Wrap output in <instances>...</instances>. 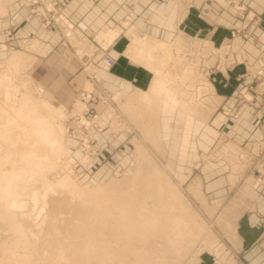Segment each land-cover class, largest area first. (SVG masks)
<instances>
[{"label":"rangeland","instance_id":"1","mask_svg":"<svg viewBox=\"0 0 264 264\" xmlns=\"http://www.w3.org/2000/svg\"><path fill=\"white\" fill-rule=\"evenodd\" d=\"M72 2L31 0L28 12H8L9 2L0 0V165L17 168L14 178L24 180L21 162L13 166L16 145L5 138L4 127L17 140L29 139L45 158L35 170L28 167L37 173L28 174L33 187L15 198L10 211L0 209V264H105L108 253L115 264H241L235 221L264 203V0H74L86 12L71 8ZM186 21L192 33L180 29ZM120 33L129 42L127 53L150 68L153 79L155 73L169 76L176 101L171 107L212 123L211 145L197 142L189 154L167 153L159 117L168 103L151 89L153 79L147 90L122 91L96 77L107 68L97 65L105 54L113 65L120 60V46H107ZM140 51H151V64L137 57ZM16 53L22 62L14 68L9 61ZM142 94L146 99L139 104ZM26 100L53 117L47 121L35 112L25 119L17 109ZM44 131L57 138V152L47 148ZM146 171L161 172L182 198L184 212L156 205L148 191L135 196ZM60 179L70 181V188ZM93 195L181 220L177 233L165 248L154 234L157 223L143 258L123 255L107 233L105 249L98 251L95 234L103 238L107 227L95 229Z\"/></svg>","mask_w":264,"mask_h":264},{"label":"bare ground","instance_id":"2","mask_svg":"<svg viewBox=\"0 0 264 264\" xmlns=\"http://www.w3.org/2000/svg\"><path fill=\"white\" fill-rule=\"evenodd\" d=\"M113 31V30H112ZM117 34V33H116ZM116 34L112 35L111 39L109 40L108 43L112 42V39L116 36ZM139 42V40L137 41ZM143 42V41H142ZM144 44V42H143ZM108 45V44H107ZM139 45V44H138ZM145 45V44H144ZM158 47L162 48L163 50L166 49V46L167 45L165 42H161V41H158L157 44H156ZM140 46V45H139ZM133 47V46H132ZM138 50V48H137ZM139 50H140V47H139ZM143 50V49H142ZM135 53V52H134ZM137 53V52H136ZM143 53V52H142ZM141 53L140 51V54L137 56V57H146L145 58V62L147 61L148 64H151V51H146V56H145V53L144 55ZM143 55V56H142ZM136 57V56H135ZM136 57V58H137ZM143 59V58H142ZM142 61V60H141ZM10 65H13L15 66L14 68H16L17 65H20V63L22 62V58L20 57V55H18V53L16 54H13V56L11 57L10 59ZM168 75L164 76V75H161L160 73H155V77L153 79V84H152V88L151 89H155L157 90L160 94H162V97L163 99H165V101L168 103L169 106H173V102H174V99L172 97V88L168 85V83H166L167 79H168ZM174 96V95H173ZM136 97V96H135ZM135 97H129V103H135ZM146 99V95L145 94H142L141 96L137 97V101L139 104H142L143 103V100ZM136 101V102H137ZM176 103V101L174 102ZM31 101L30 103L25 102V104L23 106H21L20 108L17 109V112L21 115H23L22 117H24L25 119H28L30 118L33 113H37L39 115H37L38 118H42L44 116V119H46L47 121L49 120L50 121V116H52V114L48 112L49 111H44V112H47V117H45V114H43L42 112L43 111H40V112H37L36 110L37 109H40L37 107V105H31ZM138 104V105H139ZM135 105H137V103H135ZM39 106V105H38ZM133 108L132 109H135L134 105H132ZM130 107V105H129ZM129 108V109H131ZM52 109V108H51ZM131 109V110H132ZM5 110V109H4ZM42 110V109H41ZM58 110V109H57ZM52 111V110H51ZM50 111V112H51ZM7 112V111H5ZM9 112V111H8ZM35 113V114H36ZM57 115H58V112H56ZM10 113H8L9 115ZM53 117V116H52ZM55 117V116H54ZM59 117V116H58ZM54 120V118H52ZM58 119V118H57ZM55 119V120H57ZM12 120L13 118L12 117H8V119L5 118V121L6 123L10 124L12 123ZM52 121V120H51ZM51 123V122H50ZM7 125V124H6ZM5 125V126H6ZM7 127V126H6ZM10 127V126H9ZM8 128V127H7ZM5 130V127H4V131L6 132L5 134V138L9 140V142H11V144H14V147H15V151L14 152V160H13V166L19 162H21V165L19 166V169L21 170L22 174H23V177L20 182L17 181L15 178H14V174H15V170L17 168H15L14 171H7L6 169H3L2 168V164L0 165V206L1 208L0 209H6L5 210V213L7 212V210L10 208L11 204H15L14 203L15 201V198L18 199L20 198V194L27 191L28 189H30L29 185L32 184L30 183L28 180H30L28 177L30 175L28 174H32L34 173V171H31L32 169H28V167H31V168H34V166H42L41 162L40 161H44L45 158H42L40 154L36 153V151L33 149V147H29V145L31 146V144L29 143L30 140L28 141L27 139H24L26 140L25 142L24 141H19L21 142V144H17L18 140L16 138H19V135L18 137H11L10 135H7L8 133L11 134V132H8L9 130H11L10 128L7 130ZM150 126L146 127L147 131H148V134H150ZM48 131H52L53 132V128H52V124H51V128L50 127H47ZM146 129H145V133H146ZM2 130V131H3ZM54 130H55V127H54ZM29 131V130H28ZM157 131H159L158 129V126H157ZM4 133V132H3ZM2 133V135H3ZM158 138H156V140L158 141H161V137H160V133H158ZM13 136V135H12ZM31 138V137H30ZM43 138H46L44 139L45 141V144L47 145V148L50 149V150H53L54 152H57L58 151V142H57V138H55V136H52V134L50 132H43ZM21 139V138H20ZM29 143V144H28ZM137 143V142H136ZM28 144V145H27ZM139 144V143H137ZM160 144H163V142L161 141ZM32 148V149H31ZM142 151V150H141ZM138 152V155H140V151H137ZM12 153V152H11ZM56 154V153H55ZM7 166V164H5ZM12 166V165H11ZM10 166H8V169H9ZM7 168V167H6ZM38 169V167L36 168ZM30 170V171H29ZM35 170V168L33 169ZM39 170V169H38ZM153 170V169H152ZM159 170V169H158ZM157 170V171H158ZM150 171V170H149ZM149 171H146V173L143 174V177L141 178L140 180V183L136 186L135 188V196H139L143 191H148L149 193V196L153 198L154 202L156 205L160 206V207H164V208H168L169 210H180L182 212H184V205L183 204V201H182V198L174 191L175 188H171L173 187L170 186V184L166 181V179H164V177H162L161 175V172L160 174L157 172V171H154V172H149ZM29 172V173H28ZM17 174V173H16ZM15 174V175H16ZM21 174V175H22ZM37 174V173H36ZM36 174H33V175H36ZM20 175V174H19ZM40 175V174H39ZM166 176V175H165ZM42 178V177H40ZM167 178V177H166ZM20 179V177H19ZM32 181V179H31ZM44 181V180H43ZM67 182H70V181H67L65 179H60L58 181V183L61 185H64L63 187L65 186H68L69 183L67 184ZM57 183V184H58ZM113 183V182H112ZM46 184V182H45ZM50 184V183H49ZM58 184V185H59ZM114 184V183H113ZM48 185V184H47ZM59 185V186H60ZM73 185V184H72ZM115 185V184H114ZM111 184V187L114 186ZM54 186V185H53ZM53 186H49L50 188L53 187ZM71 186V184L69 185ZM68 186V189L70 188ZM116 186V185H115ZM33 187V184L32 186ZM47 187V188H49ZM110 187V188H111ZM49 188V189H50ZM113 188V187H112ZM32 189V188H31ZM72 189V188H71ZM70 189V190H71ZM109 189V187H108ZM190 189L193 191L194 187H192V185H190ZM48 190V189H47ZM69 190V191H70ZM74 190V189H72ZM76 190V189H75ZM81 189H79L80 191ZM30 192V191H29ZM74 192V191H73ZM76 192V191H75ZM91 193V192H90ZM24 194V193H23ZM27 194V193H26ZM29 194V193H28ZM93 194V193H92ZM91 194V195H92ZM96 194V193H95ZM94 194V195H95ZM93 195V197H94ZM19 196V197H18ZM80 196H83V195H80ZM88 196V195H87ZM18 197V198H17ZM73 199H71L72 201ZM85 200V199H84ZM89 200V197L87 199V201ZM17 201V200H16ZM83 201V200H82ZM81 201V202H82ZM92 199L89 201L91 202ZM84 202V201H83ZM95 205H96V209L98 212V216H96L98 219V222L99 224L95 223L96 226H95V229L96 227L99 225V227L101 226L102 229L104 226H106L107 228L103 229V231L105 230V235H103L104 237L106 236V238H99L97 239V234H95V239L94 240V245L96 248V250H103L105 249V241L108 239L106 233L108 235H111V238L115 240V243L119 244L120 248L123 249L122 251H125L123 252L122 254L123 255H127V254H134V255H139L141 258H143L147 253L148 250L144 249L145 247L147 248L146 246V241L149 239V234L151 232V230L153 228H155V226L157 225V223H159V228L158 230L155 231V235L159 236L158 237V241H161V243L163 241H165L164 243H162L164 245L165 248H167L168 246V243L172 242V239L173 237L175 236V234L177 233L176 232V228L178 226V223L181 222V220H176L175 218H173L172 216H168L167 218H164L163 216L159 215L158 214V218H157V214H152L151 212H146L145 209L143 207L141 208H136V207H129L128 205H124V204H120L116 201L115 198H109V197H104V198H100L99 196L97 198L94 197L93 201H92ZM93 205V206H95ZM98 206V207H97ZM71 210V209H70ZM10 211V210H8ZM13 211V210H12ZM4 213V212H3ZM157 213V212H156ZM1 214V213H0ZM8 214V213H7ZM95 214V215H97ZM112 216H111V215ZM3 215V214H2ZM11 215V213H10ZM9 215V216H10ZM13 215V214H12ZM11 215V216H12ZM1 216V215H0ZM5 216V215H4ZM6 217V216H5ZM95 216H93L94 218ZM4 218V217H2ZM7 219V218H6ZM11 220L13 219L12 217L10 218ZM180 219V218H179ZM8 220V219H7ZM16 221V220H15ZM22 221V220H21ZM9 222V220L7 221ZM20 222V220H19ZM14 223V221H13ZM21 223V222H20ZM103 225V226H102ZM12 226V224L10 225ZM23 225L21 224V227ZM68 226V225H67ZM16 228V226H14ZM24 227V226H23ZM182 227V225L180 226ZM20 228V226H19ZM18 228V229H19ZM30 228V227H29ZM100 229V228H99ZM102 229L98 230L96 229L97 232L101 231ZM24 230V228H23ZM32 231V229H30ZM20 231V230H19ZM18 231V232H19ZM21 231H22V228H21ZM30 231V233H31ZM92 231V229H91ZM95 231V230H94ZM93 231V233H94ZM95 231V232H96ZM27 232V230L25 231ZM33 232V231H32ZM96 232V233H97ZM28 233V232H27ZM34 233V232H33ZM73 233V231L71 232ZM32 235V233H31ZM21 236V235H20ZM29 233H28V237H29ZM92 237V235H90ZM89 236V238H90ZM100 236V235H99ZM98 236V237H99ZM24 238V237H22ZM27 238V237H26ZM24 238V239H26ZM30 238V237H29ZM110 238V240H112ZM161 238V240L159 239ZM90 239H88V241H90ZM29 241V240H28ZM87 241V242H88ZM25 242V241H24ZM26 244V243H24ZM35 241H33V244ZM86 242V243H87ZM38 243V242H37ZM111 243V242H110ZM144 243L145 246H144ZM28 246L30 243H27ZM32 244V243H31ZM93 244V243H92ZM109 245V244H108ZM113 245V244H112ZM86 246V245H85ZM88 246V245H87ZM86 246V247H87ZM22 247V246H21ZM27 247V246H25ZM24 247V248H25ZM85 247V248H86ZM92 247V246H91ZM90 247V248H91ZM23 248V247H22ZM28 248V247H27ZM26 248V249H27ZM88 248V247H87ZM149 248V247H148ZM164 248V249H165ZM92 249V248H91ZM28 250V249H27ZM108 250V249H107ZM92 251V250H91ZM114 253L112 252V254H115V248H114ZM25 252V250H24ZM27 252V251H26ZM97 252V251H96ZM110 252V251H109ZM139 252V253H137ZM99 253V252H98ZM118 253H120V251H118ZM116 253V254H118ZM38 254V253H37ZM103 254V253H102ZM110 254V253H108ZM108 254H105L102 255L104 256L106 259L103 261L105 262V264H115L114 261L112 260H109V255ZM101 256V255H100ZM101 256V257H102ZM112 256V255H111ZM115 256V255H114ZM44 258V257H42ZM90 258V257H89ZM104 259V258H103ZM56 260V259H55ZM54 262V261H53ZM122 262V261H121ZM30 262H28L29 264Z\"/></svg>","mask_w":264,"mask_h":264},{"label":"crops","instance_id":"3","mask_svg":"<svg viewBox=\"0 0 264 264\" xmlns=\"http://www.w3.org/2000/svg\"><path fill=\"white\" fill-rule=\"evenodd\" d=\"M7 1L9 2L8 12H28L27 6L31 0ZM69 6L73 9H78V11L86 12L74 0ZM180 27L186 34L193 32L192 25L187 23V21ZM107 46H120L122 56L115 65L111 67L106 66V69L100 68L97 71L96 77L98 79L104 78L106 86L112 87L119 84L122 91L125 89L128 91L133 89H149L153 79L152 70L144 64L133 60L130 54H128L130 53L128 49L129 42L125 44L124 35L120 33ZM102 64L105 65L101 57L97 65L100 67ZM162 106L159 121L167 153L176 154L177 152H182L186 154L197 142L199 146L204 148L211 145L216 132L212 123L209 124L207 119H204L202 116L193 117L186 115L181 110L173 108L164 102ZM178 127L183 129L180 133L178 132L179 134H177ZM235 225V245H237L235 247V254L238 261L241 264H264V203H259L258 206L255 204L254 208L242 211L235 221ZM198 264H211V262L206 263L204 259H201Z\"/></svg>","mask_w":264,"mask_h":264},{"label":"built area","instance_id":"4","mask_svg":"<svg viewBox=\"0 0 264 264\" xmlns=\"http://www.w3.org/2000/svg\"><path fill=\"white\" fill-rule=\"evenodd\" d=\"M103 61L107 66H112L115 63L114 58L109 54L103 56Z\"/></svg>","mask_w":264,"mask_h":264}]
</instances>
